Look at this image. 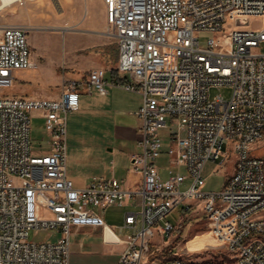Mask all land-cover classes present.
<instances>
[{"label":"built area","instance_id":"2783aa9c","mask_svg":"<svg viewBox=\"0 0 264 264\" xmlns=\"http://www.w3.org/2000/svg\"><path fill=\"white\" fill-rule=\"evenodd\" d=\"M105 34L118 46L112 85L141 96L140 153L130 156L140 171L134 190L115 178L92 179L75 187L67 177V116L77 110L79 88L106 93L105 69L92 68L66 84L57 99L0 95V264H70L74 228L108 229L123 245L107 264H195L185 246L174 257L150 260L155 232L168 240L174 226L166 216L204 214L207 234L229 260L211 264H264V157L253 154L254 134H264V0H102ZM6 6L0 0V15ZM246 19V24H237ZM260 19L259 29L249 28ZM209 33L205 45L200 33ZM25 28L0 22V91L13 85L14 72L34 68ZM228 87L229 98L210 96ZM42 119L43 149L33 151L31 118ZM172 145L163 149L158 131L167 126ZM235 139L232 173L218 192H204L202 170L209 160L224 163L223 146ZM187 175L160 178L155 160L162 154ZM189 176L184 191L179 186ZM140 197L138 213H126L123 226L139 229L121 238L94 209L121 206ZM161 222V223H160ZM56 232L54 241L35 242L29 233Z\"/></svg>","mask_w":264,"mask_h":264},{"label":"rangeland","instance_id":"374dc122","mask_svg":"<svg viewBox=\"0 0 264 264\" xmlns=\"http://www.w3.org/2000/svg\"><path fill=\"white\" fill-rule=\"evenodd\" d=\"M70 2V0H21L16 1L10 6H6L1 12L0 22L22 26L27 32L31 59L32 61H36V63L34 62L36 66L28 72L23 71L16 85L18 86L17 88L25 89L26 93L34 98L51 99L59 96L66 84L75 80L71 79L74 73H77V70L71 67V58L73 57L76 61H79L83 54L88 53V49L80 47L83 42L81 41V36L88 32L83 31V24L75 18H80L84 11L81 5H70ZM87 3L90 10L98 11L97 4L99 0H87ZM260 27V19L250 20L249 28L259 29ZM105 30L106 26L103 27L102 34L107 36ZM71 36H75L76 41H78L75 43V46L71 42ZM209 36V33L202 32L199 34V43L202 47ZM70 46H73L71 50ZM260 50H264V47ZM86 74L87 72L82 74L80 79ZM15 88L16 86H12L4 89L0 91V95L9 98L15 93ZM216 94H220L223 98L227 99L230 96V89L228 87L211 88L210 96ZM67 121L68 129L70 128L67 134L68 156L73 151L74 146L83 150V148L95 147V143L105 140L104 134L102 132H95L90 125L84 126L74 119L71 126L72 118L69 116ZM167 127V130L173 127L170 125L169 120H167ZM167 130H161L160 135L167 134ZM112 137L113 140L115 138L117 142H120V134L117 133L112 135ZM45 140L46 136L42 128V121L33 116L31 118L30 130L32 150L38 151L43 149ZM223 149L227 154L223 164L218 165L219 161L209 160L203 167L204 192H218L221 190L224 181L233 170L235 153L232 145H224ZM252 149L255 150L253 154L264 157V138L253 144ZM157 164L159 165V160H157ZM172 167V169L169 168L171 175L178 173L187 175L184 166ZM169 176L168 168H166V171H162L163 180H166ZM190 181V177L187 176L185 181L179 186V190H186ZM94 209L103 215L109 223L119 224L121 222L122 214L115 207L107 208L105 213L97 207ZM259 214L264 215V211H260ZM204 217V214L200 212L185 215L180 206L176 207L165 218L174 226L173 231L168 240L164 242L162 241L161 234L155 232L150 240L151 252L163 253L165 256H168L165 250L170 251V253L174 252L175 254L179 248L185 246L189 252H192L188 253L190 254L188 259H193L195 262L211 261L212 259L229 260L228 254L219 246H216L210 235L207 234ZM116 232L120 237L125 236L127 233L126 230L119 232V229H116ZM49 235L47 231L36 233L31 231L28 237L29 240L35 242L54 241L55 239ZM79 238L80 235L78 234L70 235L69 255L73 251H76L75 245ZM89 241L92 243L89 249L94 253L89 257L88 264H99L106 257L114 255L122 248L120 243L104 244L103 239L102 243H99L95 238H91Z\"/></svg>","mask_w":264,"mask_h":264},{"label":"crops","instance_id":"0c3cea01","mask_svg":"<svg viewBox=\"0 0 264 264\" xmlns=\"http://www.w3.org/2000/svg\"><path fill=\"white\" fill-rule=\"evenodd\" d=\"M70 1V5L77 4L78 6H82V10L84 11L82 16L80 18H75L78 22L83 24V31L88 32L81 36V41L83 42L80 45L81 48L88 49V53L83 54L79 61H76L73 57L71 58V67L77 70V73H74L71 79H80L82 74L88 72L92 68H103L105 69L106 93L101 95L93 87L87 90L85 87L81 86L79 88L78 108L69 113L68 116L72 118L71 126L73 120L76 119L79 121V124L84 126L90 125L95 132H102L105 140L95 143V147L83 148V150L74 146L73 151H71V154L68 156L66 135V175L73 182L75 187H84L92 179L106 180L115 178L124 189L134 190L139 187L142 179L140 171L133 169L130 161V156L132 154H137L141 151L138 144L140 140L139 129L141 127V121L136 115L141 105V96L135 92H130L121 87L112 85L113 81H118L124 76L117 74L115 71L118 61V46L116 41L102 34L103 27L106 26L103 1L99 0L97 12L93 9H89L87 0ZM70 39L73 46H75V43L78 42L75 36H71ZM73 46H70V50ZM33 62L36 63L35 60H33ZM31 69L32 68L17 70L14 72L12 86H16V88L13 96L9 98L37 100V98L28 95L25 89L20 87L17 88L18 86L16 85L23 71L28 72ZM58 97L59 96H55L51 99H57ZM40 120L42 121V119ZM167 129L168 127L166 126L158 131L162 139L164 150L172 145L170 132L173 131V127H170L169 130ZM68 130H70V128L68 129L67 125V134ZM161 130H167L168 133L160 135ZM117 133L120 134V142H117L115 138L113 140L112 135ZM157 160H159V165L157 164ZM154 163L161 179H163L162 171H166V168H168V170L173 168V165L170 163V158L164 153L156 159ZM140 205L141 199L137 196L126 199L121 206H111L118 209L122 214L119 224L109 223L103 215L99 214L103 217L107 225L115 228L114 231L116 234H118L116 229H119V232L126 230V235H128L139 229V220L136 218V222L133 225L123 226L124 215L126 213H138ZM106 210L107 208L102 210L103 213H105ZM103 232V229L96 227L84 226L74 228L71 234H78L80 238L75 245L76 251H73L69 255L70 264H88L89 257L94 253L89 249V247L92 246L89 240L95 238L99 243H102ZM48 233L53 239L58 237L56 232ZM103 243L108 244L105 243L104 240ZM122 250L123 245L121 250L110 257H106V259L99 264L115 262Z\"/></svg>","mask_w":264,"mask_h":264},{"label":"bare ground","instance_id":"6f19581e","mask_svg":"<svg viewBox=\"0 0 264 264\" xmlns=\"http://www.w3.org/2000/svg\"><path fill=\"white\" fill-rule=\"evenodd\" d=\"M16 1H21V0H2V5L3 6H10L11 4L15 3ZM27 1H34V0H27ZM262 138H264V134H254V140L251 141V148H252L253 144L258 142ZM228 144L232 145L233 150L235 149V139H228L226 145H228ZM261 192H264V180H262ZM195 264H211V261L195 262Z\"/></svg>","mask_w":264,"mask_h":264},{"label":"water","instance_id":"95a60500","mask_svg":"<svg viewBox=\"0 0 264 264\" xmlns=\"http://www.w3.org/2000/svg\"><path fill=\"white\" fill-rule=\"evenodd\" d=\"M237 24H246V19H237ZM103 240L105 243H118V239L108 230L105 229L103 232Z\"/></svg>","mask_w":264,"mask_h":264},{"label":"trees","instance_id":"16d2710c","mask_svg":"<svg viewBox=\"0 0 264 264\" xmlns=\"http://www.w3.org/2000/svg\"><path fill=\"white\" fill-rule=\"evenodd\" d=\"M165 252L168 254V256L164 255L163 253H158V252H153V254L149 257L150 260H160V261H166V260H169L171 258L174 257V254L173 253H170V251H166Z\"/></svg>","mask_w":264,"mask_h":264}]
</instances>
